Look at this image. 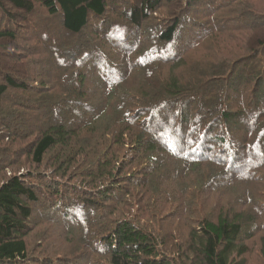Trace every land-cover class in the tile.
<instances>
[{
	"label": "trees",
	"instance_id": "trees-1",
	"mask_svg": "<svg viewBox=\"0 0 264 264\" xmlns=\"http://www.w3.org/2000/svg\"><path fill=\"white\" fill-rule=\"evenodd\" d=\"M263 3L0 0V264H264Z\"/></svg>",
	"mask_w": 264,
	"mask_h": 264
},
{
	"label": "rangeland",
	"instance_id": "rangeland-1",
	"mask_svg": "<svg viewBox=\"0 0 264 264\" xmlns=\"http://www.w3.org/2000/svg\"><path fill=\"white\" fill-rule=\"evenodd\" d=\"M259 10L264 11V3H263V6H260ZM31 35H33V33L31 32V29H30V33L28 36H29V38H31V41L26 43V45L33 46L35 44L33 41L34 36H31ZM35 58L36 59L41 58V54L37 55Z\"/></svg>",
	"mask_w": 264,
	"mask_h": 264
},
{
	"label": "bare ground",
	"instance_id": "bare-ground-1",
	"mask_svg": "<svg viewBox=\"0 0 264 264\" xmlns=\"http://www.w3.org/2000/svg\"><path fill=\"white\" fill-rule=\"evenodd\" d=\"M94 76V75H93ZM92 87V86H91Z\"/></svg>",
	"mask_w": 264,
	"mask_h": 264
}]
</instances>
